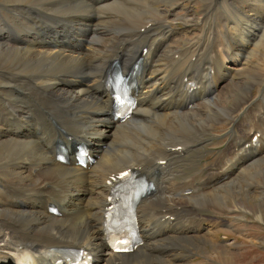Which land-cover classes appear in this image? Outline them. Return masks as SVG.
Wrapping results in <instances>:
<instances>
[{"label":"bare ground","instance_id":"obj_1","mask_svg":"<svg viewBox=\"0 0 264 264\" xmlns=\"http://www.w3.org/2000/svg\"><path fill=\"white\" fill-rule=\"evenodd\" d=\"M171 1L0 0V264H58L71 249L86 250L94 264H138L147 255L179 264L170 241L214 242L215 227L241 216L213 223L204 209L227 210L243 195L264 207V181L254 188L259 194L232 184L264 161V68L250 64L264 45V0H204L196 22L182 17L183 29L172 13L181 4L158 7ZM120 5L130 16L112 11ZM107 23L119 27L111 32ZM188 32L199 35L185 46L174 44ZM145 48L138 106L121 122L112 115L105 74L115 59L130 67ZM226 60L235 70L226 69ZM246 81L240 99L221 106L227 87ZM227 121L232 129L216 163L199 168L188 159L193 173L186 175L187 157L199 156L217 135L212 124ZM176 133L183 139L174 141ZM68 135L86 143L96 163L59 162L56 139L66 142ZM127 136L140 140L133 152L112 150L113 138ZM130 167L146 173L156 191L139 205L143 243L119 254L106 242L105 212L119 172ZM223 190L232 192L223 196ZM161 213L172 218L159 224ZM188 213L196 225L180 221ZM258 217L264 220L261 212Z\"/></svg>","mask_w":264,"mask_h":264},{"label":"rangeland","instance_id":"obj_2","mask_svg":"<svg viewBox=\"0 0 264 264\" xmlns=\"http://www.w3.org/2000/svg\"><path fill=\"white\" fill-rule=\"evenodd\" d=\"M195 1L196 2H193V0H173L171 1L170 4L160 3L158 4V7H161L163 10L167 9L169 11V10H172V8H174L175 5L179 6V4H181L179 8H174L172 13L176 12L177 16L181 17V20H179L180 21L179 26L181 25V28H182L183 26L182 17L185 16V14L189 15L187 19H191L192 21L196 22L197 19L200 17L198 15L202 14L204 11L203 4L205 1L204 0H195ZM121 3H118V4H121ZM124 7L126 6L125 5L115 6L112 8V11H115V12L119 11L122 13L121 15L130 16V14H127V12H122L123 10L121 9ZM224 17H225V14L222 13L220 18L224 19ZM82 20L81 19L78 20L77 26L79 27L76 28L74 32V34L78 38L81 36L80 34H78V32H79L80 24L82 23ZM107 24H103V26L108 31L112 30L111 32L114 31V28L116 30L119 27L118 23H112L108 25ZM173 24H176V22H173ZM46 28L50 30L49 27H46ZM163 28L164 27H161L162 30H164ZM99 29L100 28H97L98 31ZM161 29H159V31H162ZM96 33H91L88 36V40L90 39L91 36L95 37L94 34ZM186 34L181 36L182 38L181 42H177L174 44L177 46L178 45L185 46L189 44V42L192 39H196L195 37L199 35L198 32H193V33L188 32ZM118 37L120 38V35ZM140 40L144 41V39H140ZM86 43L88 44V41L85 42L84 44ZM85 57H87V55H85ZM171 64L170 66H173L175 69L178 68V64H174L173 62H171ZM250 64L255 66V68L256 67L264 68V45L260 49V51L253 58H251ZM225 66L226 67L228 66L227 68L225 67L226 69H229L232 71V70H235L234 67L236 65L232 61L226 60ZM173 67H170V69L171 68L173 69ZM247 82L249 83V81H246L245 83L244 82L241 84L235 83L234 86L232 85V86L227 87L226 89L227 92L225 91L221 96V100H222V102L220 103L221 106L226 107V106L232 105L233 103H236L240 99L241 95L243 94L242 89L244 86L248 84ZM251 90L253 91L251 93V98H254V99L258 98L259 93H260V86L255 84ZM247 106L248 104L242 105V108H240L241 110L237 112L239 116H241L242 111H244V109ZM232 124L233 123L230 124L228 121L222 122L221 124H216V123L212 124V126L215 128L214 132L217 135L208 142L206 149L199 156L198 155L192 156L193 158H191V156L187 157V161L185 163L186 175H190L193 173L190 170L192 168L188 164L190 163L191 159L193 160L192 163L195 162V164H197L199 168H207L209 166L211 167L213 164L216 163V161L218 160L217 158H219V156L221 155L220 152L226 147V142L228 140L227 139L228 136L226 132L232 129V128L230 129V127H232ZM183 137L184 135L180 133H176L173 136V140L179 141V140H182ZM139 141L140 140L135 139L134 137H130V136L123 137L120 139L113 138L111 140L112 150L127 151L131 153L135 150V148L138 147L137 143ZM109 142L110 141H108V143L105 146H108ZM263 162L264 161L258 162L259 164L258 163L255 164V168L253 165L243 177L238 178L236 181L232 183L233 186L234 185L240 186V187L242 186L243 189H245L244 191L253 193L257 187L256 184L260 180L264 181V163ZM183 178H186V176H184ZM228 191L232 192V190H223L222 195L229 196L231 192H229L228 194ZM256 194H259V191H257ZM237 200H238L237 202H234V201L228 202L227 210H224L218 207H213V206H210L209 209L203 210V213L205 215L211 217V220L213 223L220 222L222 219H228L226 216H232V217L237 218L238 215H241L240 218L238 217L237 219L227 220V221L223 220V222L221 223L222 225L220 224L218 227H215L214 228L215 231H211V233L209 234V235H214L215 237L214 242H211V243L210 242H197L195 239H192V240L182 239L183 237L180 240L170 241V243L168 242L170 244V245L168 244V246L173 247V248L170 247V249L173 250L171 253L174 252L175 254H178L174 262L179 263V264H182V263L184 264H264V220L258 217V212H261L264 218V207H262L261 201L257 199L256 200L251 199L248 195H243V198L239 196ZM235 204L243 206L245 208V210L243 211L245 212L236 211ZM186 218H189V219H186ZM188 220H189L188 226H193L194 225L193 223L195 222H196L195 225L198 223L196 220L193 219V215L191 213H188L186 215L185 214L181 215V222L183 221V224H187ZM198 235L200 236L201 233ZM164 237L165 236H160V237L157 236L155 238V241H157L158 239H162ZM151 258L158 260L161 264V260H162L161 258H157L151 255L142 256L140 260H138V264H150L152 262Z\"/></svg>","mask_w":264,"mask_h":264}]
</instances>
